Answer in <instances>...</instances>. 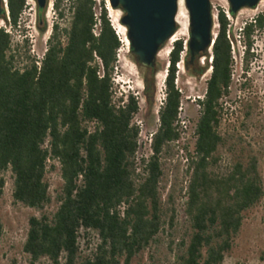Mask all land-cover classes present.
Returning a JSON list of instances; mask_svg holds the SVG:
<instances>
[{"label": "trees", "instance_id": "trees-1", "mask_svg": "<svg viewBox=\"0 0 264 264\" xmlns=\"http://www.w3.org/2000/svg\"><path fill=\"white\" fill-rule=\"evenodd\" d=\"M94 6V0H52L53 13L67 23H51L40 59L12 46L11 31L18 26L24 0H5L7 19L1 7L0 20L8 29L0 27V194L7 172L12 204L38 212L27 218L21 245L26 264L40 259L46 264H130L155 242L168 211L167 227L173 229V209L161 206L159 158L179 137L181 96L173 82L183 45L175 40L168 51L151 154L141 159L142 172L137 173L138 128L132 122L137 101L129 94L115 97L112 83L123 43L105 1L99 0L97 15ZM43 10L35 8L37 20ZM215 20L209 55H203L209 63L192 71L198 76L209 68L202 97L195 100L193 154L182 203L187 230L176 243L169 241L168 264H221L242 213L264 196L254 155L235 158L224 174L212 172L225 143L218 127L230 84V44L242 42L245 64L252 34L261 32L264 21L256 15L234 38L223 11L216 12ZM144 70L143 94L152 91L154 74L152 67ZM48 161L57 163L60 179L50 212L43 210L51 200L44 179ZM170 198L167 194L166 202ZM90 232L96 242L84 254L78 238Z\"/></svg>", "mask_w": 264, "mask_h": 264}, {"label": "rangeland", "instance_id": "rangeland-1", "mask_svg": "<svg viewBox=\"0 0 264 264\" xmlns=\"http://www.w3.org/2000/svg\"><path fill=\"white\" fill-rule=\"evenodd\" d=\"M47 1H50L49 5L47 3L42 16L37 20L34 1L26 0L27 5L20 15L18 26L14 31H11L12 46H16L19 53L26 49L27 53L35 59H39L44 52L51 23L56 22L59 27H65L67 23V19H58L53 13L52 0ZM94 1L93 11L97 15L99 0ZM103 1L106 3V0ZM209 4L213 16V32L217 27L215 16L218 10L225 14L228 20L229 34H233L234 38H236L238 28L252 17L260 15L264 21V0H259L251 9H239L233 16L228 13L227 0H209ZM181 12L184 20L182 23L175 20L178 36L173 39V41L180 40L183 45L179 60L175 64L176 72L173 82L181 96L177 123L179 137L175 142L169 144L167 150L159 158L162 175L158 183L162 209L164 211H167V208L173 209V229L167 227L170 215L168 211L164 217V227L158 233L155 242L142 253L133 257L130 264H168L171 260V254L168 251L169 241L173 240L176 243L187 230L182 203L189 176L188 162L193 154V129L198 109L195 100L202 97L209 68H205L198 76H194L192 71L202 67L205 62L208 64L209 56L205 60L204 56H200L188 64V56L185 57L188 14L183 0ZM119 14L121 16L120 11ZM110 20L115 28L116 24L111 18ZM0 27L8 29L2 20H0ZM94 32H96L95 27ZM237 40L235 43L231 42L233 55L230 84L227 96L221 100L223 109L218 132L225 139V143L217 150L218 161L212 168V172L224 174L235 158L254 155L257 159V171L264 190V27L261 32L252 34L253 44L249 50L251 56L245 64L242 61L238 62V52L243 45L241 41L237 43ZM172 42H168L163 46L161 52L159 49L160 54L159 52L156 54L152 67L154 71L152 91L149 88L144 94L142 93V76L147 75L148 70H144L133 61L127 44H122L116 53V69L112 76L113 89L115 97L129 94L134 96L137 101L138 110L133 116L132 122L138 127L137 139L140 144L136 155L139 159H144L148 155L146 145L143 144L144 137L154 131L157 125L156 111L159 100L163 97L162 79ZM206 53L209 55V50ZM179 121H183V126L179 124ZM49 165H52L53 169H49ZM141 169L139 164L137 173H141ZM2 179L0 264H26V256L21 251V245L25 237L27 218L30 215H37L38 212L12 204L9 173H4ZM44 179L47 182L51 200L43 210L50 212L55 207L54 194L60 185L56 162H47ZM167 194H170L171 198L166 202ZM86 240L88 244L85 247ZM95 242L96 237L93 233L90 232L86 238H82L80 233L78 244L82 253H88ZM34 264H46V261L40 259ZM221 264H264V196L252 208L242 213L241 226L233 238L230 250L223 256Z\"/></svg>", "mask_w": 264, "mask_h": 264}, {"label": "water", "instance_id": "water-1", "mask_svg": "<svg viewBox=\"0 0 264 264\" xmlns=\"http://www.w3.org/2000/svg\"><path fill=\"white\" fill-rule=\"evenodd\" d=\"M44 9L47 0H33ZM111 9L120 11L119 24L133 61L141 68L153 67L156 54L175 30L174 15L178 0H106ZM259 0H227L229 11L253 8ZM188 14L186 50L190 59L203 56L215 36L209 0H183ZM2 0H0V13Z\"/></svg>", "mask_w": 264, "mask_h": 264}, {"label": "bare ground", "instance_id": "bare-ground-1", "mask_svg": "<svg viewBox=\"0 0 264 264\" xmlns=\"http://www.w3.org/2000/svg\"><path fill=\"white\" fill-rule=\"evenodd\" d=\"M50 2V1H49ZM49 2H48V5H49ZM106 8H107V11H108V14H109V17L112 19V21L116 24L115 26V29H116V32L117 34L119 35V37L121 38L122 40V43L124 45H126V40H125V30L124 28L119 24V19H120V14H119V11L116 10V9H111L106 1ZM181 8H182V0H178L177 1V5H176V12H175V15H174V23H175V30L172 34V36L168 39V41H166V43L163 45L165 46L168 42H172L173 39L178 36V29L176 30V21L177 20L178 22H183L184 20V16L181 12ZM48 9V8H47ZM214 29V28H213ZM213 31V30H212ZM163 46L160 48V52L163 50ZM159 52V51H158ZM159 52V54H160ZM158 54V53H157ZM132 67V66H131Z\"/></svg>", "mask_w": 264, "mask_h": 264}, {"label": "built area", "instance_id": "built-area-1", "mask_svg": "<svg viewBox=\"0 0 264 264\" xmlns=\"http://www.w3.org/2000/svg\"><path fill=\"white\" fill-rule=\"evenodd\" d=\"M26 0H24V7H23V10L22 11H24V9H25V7H26ZM2 8H3V10H4V13H5V18L7 19V12H6V7H5V0H2ZM255 17V16H254ZM253 18V17H252ZM251 18V19H252ZM250 19V20H251ZM249 20V21H250ZM244 24V23H243ZM241 28V27H240ZM240 28H238V30L240 29ZM227 36H228V31H227ZM237 43H238V40H237ZM242 53H243V47H242V49H240V51L238 52V62L239 63H241V57H242ZM230 54H231V58H232V55H233V49H232V43L230 44ZM41 58V57H40ZM39 58V59H40ZM36 65L38 66L39 65V63L38 62H36ZM162 99H163V97H162ZM162 99L161 100H159V105L161 104V101H162ZM179 109H180V107H179ZM178 109V110H179ZM179 113V112H178ZM156 122H157V119H156ZM177 123H178V116H177ZM179 124H181V126H183V121H179ZM137 126V125H136ZM138 128V127H137ZM154 133V131H152V132H150V133H148L147 135H145V137H144V141H143V144L144 145H146V148H147V151H148V155L144 158V159H146L150 154H151V150H150V142H151V137H152V134ZM137 137H138V135H137ZM139 144H140V141H138V139H137V147H136V151H135V154H134V163H135V167H136V170H135V172H138V170H139V164H140V161H141V159H143V158H141V159H139V157H137V155H136V153H137V148L139 147ZM143 159V160H144Z\"/></svg>", "mask_w": 264, "mask_h": 264}, {"label": "flooded vegetation", "instance_id": "flooded-vegetation-1", "mask_svg": "<svg viewBox=\"0 0 264 264\" xmlns=\"http://www.w3.org/2000/svg\"><path fill=\"white\" fill-rule=\"evenodd\" d=\"M192 59H190L189 54H188V64L191 62Z\"/></svg>", "mask_w": 264, "mask_h": 264}]
</instances>
